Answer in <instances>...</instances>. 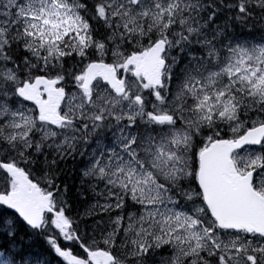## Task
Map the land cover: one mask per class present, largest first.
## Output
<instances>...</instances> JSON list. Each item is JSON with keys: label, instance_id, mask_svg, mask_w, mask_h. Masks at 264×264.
I'll return each instance as SVG.
<instances>
[{"label": "snow or ice", "instance_id": "obj_1", "mask_svg": "<svg viewBox=\"0 0 264 264\" xmlns=\"http://www.w3.org/2000/svg\"><path fill=\"white\" fill-rule=\"evenodd\" d=\"M0 264H264V0H0Z\"/></svg>", "mask_w": 264, "mask_h": 264}]
</instances>
